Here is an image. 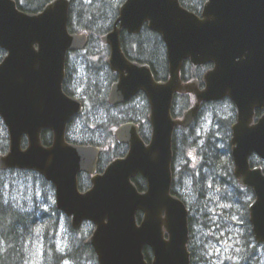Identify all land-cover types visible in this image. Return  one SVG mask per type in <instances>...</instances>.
I'll return each instance as SVG.
<instances>
[{"label":"water","instance_id":"obj_1","mask_svg":"<svg viewBox=\"0 0 264 264\" xmlns=\"http://www.w3.org/2000/svg\"><path fill=\"white\" fill-rule=\"evenodd\" d=\"M72 1L52 0L42 11L28 13L15 0H0V48L7 53L0 63V117L9 135L0 169L35 171L51 182L56 207L74 229L87 221L95 225L86 243L99 264H148L146 247L153 252L151 264H190L189 211L171 192L173 135L177 126L192 123L202 102L228 96L239 112L232 126L234 173L254 191L250 221L255 240L264 244V172L249 162L253 154L264 161V116L250 125L254 108L264 101V0H206L201 15L179 0H126L120 6L103 36L110 48L107 63L119 76L108 100L116 105L145 93L152 135L146 143L134 122L113 129L117 142L129 149L102 173H96L102 148L66 141L70 121L84 110L80 99L63 90L66 57L88 43L86 33L68 29ZM146 24L165 43L166 81H157L148 64L129 60L122 50L121 32L136 35ZM187 60L213 68L204 74L205 88L195 90L197 102L176 120V93L191 91L180 77ZM46 130L53 135L50 146L42 143ZM83 172L92 176L84 192L78 183ZM138 175L146 181L145 191L134 182Z\"/></svg>","mask_w":264,"mask_h":264},{"label":"trees","instance_id":"obj_2","mask_svg":"<svg viewBox=\"0 0 264 264\" xmlns=\"http://www.w3.org/2000/svg\"><path fill=\"white\" fill-rule=\"evenodd\" d=\"M52 0H16L17 6L20 10L28 13H36L41 11ZM83 1V0H82ZM81 0H73L68 20V29L70 33H86L88 35V44L82 50L83 57L85 59L84 67L87 68L90 76V81L83 88V97L81 101L85 105V110L82 114L74 117L67 129L66 140L72 144L87 145L92 144L95 146L104 147L105 150L101 153L98 163V171L103 172L107 164L115 158L124 156L127 153V146L124 144H118L113 136L112 129L125 122H135L141 128V137L149 141L151 137V126L148 121L149 104L147 98L143 93L138 95V98H133L131 101L121 105H111L108 101V94L111 85L118 79V75L112 72L107 63L109 56V46L103 42V36L112 30L116 19L119 16V8L126 0H85L83 3ZM181 5L189 11L201 15L206 0H179ZM79 3V5H78ZM121 47L125 55L131 61H136L142 64H148L154 74L156 80H167L169 78V64L166 55V46L162 39V36L153 32L144 25L141 32L136 35L129 34L126 30L121 32ZM96 50V51H94ZM77 53V51H71L69 55ZM66 60V75L63 83V90L66 94L73 96L75 93L71 88L72 81L75 77L76 66L73 64L71 56ZM6 56V52L0 48V63ZM97 56L98 60L94 61L93 57ZM212 67V64L205 66L195 67L190 61H185L180 76L183 82L191 81L192 79H199L203 77L204 73ZM100 77L105 78L104 82ZM99 103L103 108L113 109L119 107L130 106L129 109L122 110L121 114H117L119 118L116 119L115 126L107 128V123H102L100 128L103 132L105 127V133L100 135L98 140L96 136V129L92 125V116L88 112L89 108L87 104ZM194 102L186 94H176L174 98L172 116L176 118L179 111L191 106ZM86 103V104H85ZM205 109V107H204ZM204 111V110H202ZM82 120V121H81ZM219 122L224 119H218ZM229 121L227 118L226 121ZM79 124L80 132L74 133V125ZM229 121L228 124H230ZM228 126V125H227ZM5 127V125H4ZM6 129V127H5ZM177 128L173 136V183L172 194L178 196L189 209V236L194 238L193 229L197 225H206L205 212H202L199 206L196 209L192 208L184 198L181 189V178L187 173V164H183L182 155L184 148L195 144L200 141L196 138V135L191 131L192 137L187 140V135ZM86 132V133H85ZM91 135H85V134ZM229 128H227L224 134H229ZM223 134V133H222ZM217 141L210 140L207 137L206 142L199 143L201 163L199 168L193 170V178L196 184V191L203 199L204 193L201 189V180L208 181L213 178L218 184H225V180H230L232 170L230 169L231 163V150L230 146L225 143L221 138ZM195 135V136H193ZM110 139L114 140L115 148H112ZM53 141V135L50 130H46L42 134V143L46 146H50ZM26 139L23 141V145H26ZM5 151V149H4ZM113 156L111 155L113 152ZM254 166H262L264 170V162H262L257 156H254ZM22 173H32L33 175L40 177L44 183L50 184L52 188L54 186L45 180V178L37 172L18 170ZM223 174V177L221 176ZM137 188L140 191L146 189V181L140 175L134 179ZM237 184L236 181L232 182ZM227 184V183H226ZM91 185L90 176L86 173L79 175V187L81 191H85ZM231 188H237L235 185H229ZM239 188V187H238ZM206 192V191H204ZM52 212L42 211L37 215L36 210H21L15 208L11 203L5 202L1 186H0V264H26V254L24 252L26 239L34 227L35 221H39V233L43 238L44 246L48 243L51 244V248L55 250L53 239L50 238V232L57 229V218L60 211L54 206ZM32 219H34L32 221ZM142 219V214L138 213V220ZM31 221V222H30ZM67 228L73 232L70 220L67 218ZM46 248V246H45ZM68 253L55 250L52 262H61L71 260L73 264H82V261H87V256L90 255L93 260L97 261L93 248L85 243V240L78 238L76 245L71 240V247ZM145 259L149 264L153 259L152 250L148 247L144 249Z\"/></svg>","mask_w":264,"mask_h":264},{"label":"rangeland","instance_id":"obj_3","mask_svg":"<svg viewBox=\"0 0 264 264\" xmlns=\"http://www.w3.org/2000/svg\"><path fill=\"white\" fill-rule=\"evenodd\" d=\"M82 2L85 3V0ZM83 53V51H80L77 54L71 55L72 62L76 66L74 72L75 96L80 99L83 97L82 92L84 86L90 81V76L87 75V68L84 67L85 59ZM93 59L96 61L98 57L94 56ZM100 79L102 82L105 80L103 77H100ZM87 106L89 108L88 112L93 119V127H97L96 123L99 126L96 129L97 131H95L98 140L101 137L100 135H102L103 132L105 133L106 130L105 127H103V132H101V124L107 123L108 129L115 126L117 123L116 119L119 118L117 114L119 115L122 113V110L130 108V106H126L107 110L101 107L98 102L94 104L90 101ZM221 109H223L221 110L222 113L224 112L223 114H229L227 107ZM79 124H81V122L74 125V133H82V131L79 130ZM109 142V145L115 148L114 140L110 139ZM199 143H202V141L200 140L184 148L181 162L187 164L188 170L181 178L183 182L180 191L191 206V209H196V207L199 206L202 212L206 214V225L195 226V229H193L195 236L193 235V237L198 240L199 244H202V247H208L210 249L211 258L218 260L217 263H232V259H234L233 254L240 252V236L246 235L250 231L248 227V225H250L249 205L254 200L255 196L249 193H229L227 191L232 189L231 187L226 183L220 185L214 181L213 178H210L208 181L201 180V189L206 192L202 191L204 193L203 199L201 196H198L199 193L195 188L196 184L192 171L199 168L201 163ZM8 147L9 135L4 127L3 121L0 119V155L5 154ZM23 147L25 148L26 145H23ZM113 154L114 152L111 155L113 156ZM221 176L223 177V174H221ZM0 186L5 202L11 203L15 208L24 211L36 210L38 215L42 211L53 213L52 209L54 206L56 207L55 189L52 188L50 184L44 183L40 177L32 173H22L18 172V170H0ZM214 189L217 191L213 192ZM67 218L68 217L60 211L57 218V229L54 233L52 231L50 232V238L53 239L55 250L64 253L70 251L72 239L73 244L76 245L78 238L86 240L92 235L95 229V225L92 222H85L80 229L75 230L72 228L73 232L70 229L68 231ZM33 220L34 219H32V221ZM69 220L71 224V219L69 218ZM39 229V221H35L34 227L26 239L24 248L26 264H73L71 260L57 263L55 260L53 262L51 261L54 257L55 250L51 248L50 243L45 245V248ZM215 237H218L217 241H215ZM254 253L257 254L258 257L260 256L259 259L264 264V244H257L255 239ZM215 254L221 255L217 258ZM87 259L86 262L82 261V264H98V261L93 260L90 255L87 256Z\"/></svg>","mask_w":264,"mask_h":264},{"label":"flooded vegetation","instance_id":"obj_4","mask_svg":"<svg viewBox=\"0 0 264 264\" xmlns=\"http://www.w3.org/2000/svg\"><path fill=\"white\" fill-rule=\"evenodd\" d=\"M80 51H77L79 53ZM74 53V54H77ZM69 55V53H68ZM67 55V57H68ZM71 56V55H69ZM191 83V91H188L186 95H189L191 98L193 97L195 103V90H203L205 88V83H204V77H201L199 79H192L191 81H188ZM71 88L73 89L75 93V82L74 80L72 81ZM143 92H139L135 97L138 98V95ZM184 93H177V94H183ZM144 94V93H143ZM145 95V94H144ZM75 96V94L73 95ZM146 96V95H145ZM147 98V97H146ZM133 99V98H132ZM131 99V100H132ZM130 100V101H131ZM129 102V101H128ZM148 102V99H147ZM149 104V102H148ZM192 104V105H193ZM121 105V104H118ZM190 107V106H189ZM189 107L185 108L182 111H179L178 115L176 116L177 120H182L184 112L186 109ZM205 107V109H204ZM227 107L229 110V114H223L221 108ZM150 109V105H149ZM204 110V111H202ZM238 109L237 106L234 104V102L229 98L228 96L224 97L223 99L219 101H210L206 103L201 104L200 111L198 112L197 117L192 121V123L188 127H183L179 125L177 128H180L181 132L185 133L188 137L187 140L189 141L190 138L192 137L191 131L194 132L196 135V138L198 140H201L203 143L206 142L207 137H210V140L217 141L220 139L219 134H222V139L225 141L226 144L230 146V150H232V126L237 122L238 118ZM264 116V101L261 105H257L254 110H253V119L252 123H250L251 126L254 125V123H257L260 118ZM229 119L231 121L230 124L229 121L226 119ZM218 119H224L219 122ZM228 125V126H227ZM139 126V125H138ZM151 126V125H150ZM176 128V129H177ZM229 128L230 133L229 134H224L225 130ZM139 132L141 135V128L139 126ZM151 133H152V127H151ZM193 135V136H195ZM145 142H149L144 140ZM118 144H124L127 146L128 145L125 143H118ZM231 156H232V151H231ZM250 167L254 168V155L250 156ZM230 169L232 170V175L230 180H225V182L229 185H235L237 188H232L229 189V193H249L254 196V191L248 187L243 186L239 180L237 179L234 169H235V164L233 157H231V163H230ZM236 181L237 184H233L232 182ZM239 187V188H238ZM217 190L214 189L213 192ZM254 201V200H253ZM252 201V202H253ZM250 206V205H249ZM249 222L250 225H248L250 231L249 236L248 234L240 236L239 241H240V252L234 253L232 259V263H217L218 260L211 258V251L208 247H202V244L198 243V240L194 237L189 238V244H188V250L190 253V264H263L262 261L259 259L260 256L258 257L257 254L254 253V232H253V227L250 221V213H249ZM218 237H215V241H217ZM251 246V247H250ZM261 246V245H260ZM263 246V245H262ZM211 247V246H209ZM217 258L220 257L221 254H215Z\"/></svg>","mask_w":264,"mask_h":264}]
</instances>
